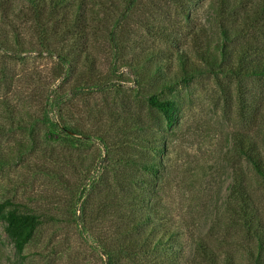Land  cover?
I'll return each mask as SVG.
<instances>
[{
    "label": "trees",
    "instance_id": "obj_1",
    "mask_svg": "<svg viewBox=\"0 0 264 264\" xmlns=\"http://www.w3.org/2000/svg\"><path fill=\"white\" fill-rule=\"evenodd\" d=\"M151 9L167 20H145L142 14ZM22 13L32 23L37 46L58 58L67 78L74 77L75 97L82 90L116 91L118 66H126L151 115L114 108L107 112L108 122L87 130L80 122L65 121L67 92L56 101L61 120L44 118L53 142L78 148L97 141L112 154L109 175L98 174L75 207V214H88L91 224L110 221L98 238L106 264H190L183 253L188 226L174 219L165 201L174 166L170 135L180 126L184 107L178 88L214 76L232 96L239 117L258 123L264 136V94L258 91L264 88V0H0V49H23L12 21ZM140 27L159 43L137 49L132 37ZM102 53L109 59L106 73ZM28 115L34 125V115ZM228 141L233 163L222 206L240 237L233 239L232 249H216L198 236L193 254L196 264H264V209L250 184L251 171L264 190V138L261 143L256 135L235 129ZM10 160L0 151V165ZM0 222L22 254L43 219L6 199L0 202Z\"/></svg>",
    "mask_w": 264,
    "mask_h": 264
},
{
    "label": "rangeland",
    "instance_id": "obj_2",
    "mask_svg": "<svg viewBox=\"0 0 264 264\" xmlns=\"http://www.w3.org/2000/svg\"><path fill=\"white\" fill-rule=\"evenodd\" d=\"M168 9L171 7L167 5ZM145 13L142 16L150 23L167 20L162 11ZM171 15L175 20V12ZM12 21L25 45L14 52L0 49V151L11 156L9 163L0 165V202H17L23 209L40 214L43 224L19 254L0 222V264H106L98 238L100 229L110 228V221L91 224L88 214H75V207L98 174L109 175L112 154L105 153L97 141L78 148L53 142L46 136L44 118L48 114L53 121L60 119L56 101L67 92L71 98L65 121L80 122L87 130L108 122L107 112L114 108L142 110L145 117H150L145 99L136 93L131 69L120 65L121 78L114 80L116 91L82 90L75 97L74 77L67 78L58 58L37 46L32 23L23 13ZM138 31L132 37L137 49L159 43L145 28ZM183 41L186 43V39ZM100 61L102 71L108 72L107 53L100 55ZM258 91L264 94V88ZM177 94L184 107L180 126L170 135L174 166L165 201L174 219L188 226L184 228L183 253L190 264H196V237H203L216 249H232L234 240L240 237L239 229L229 226L234 221L228 219L229 213L222 206L233 163L229 134L242 129L256 135L261 143L264 136L258 132V123L239 117L232 96L223 91L214 76L198 77L190 85L179 87ZM28 113L34 115V125ZM250 176L255 199L264 209V190L251 171Z\"/></svg>",
    "mask_w": 264,
    "mask_h": 264
}]
</instances>
